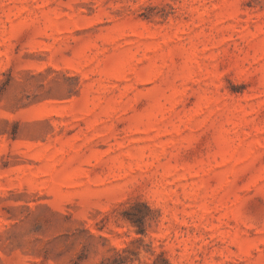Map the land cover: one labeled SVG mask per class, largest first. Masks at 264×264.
I'll return each instance as SVG.
<instances>
[{"label":"rangeland","instance_id":"obj_1","mask_svg":"<svg viewBox=\"0 0 264 264\" xmlns=\"http://www.w3.org/2000/svg\"><path fill=\"white\" fill-rule=\"evenodd\" d=\"M0 264H264V0H0Z\"/></svg>","mask_w":264,"mask_h":264}]
</instances>
